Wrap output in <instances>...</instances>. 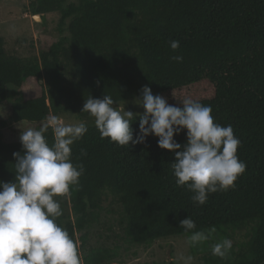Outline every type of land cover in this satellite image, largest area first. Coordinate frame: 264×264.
Here are the masks:
<instances>
[{
  "label": "trees",
  "instance_id": "trees-1",
  "mask_svg": "<svg viewBox=\"0 0 264 264\" xmlns=\"http://www.w3.org/2000/svg\"><path fill=\"white\" fill-rule=\"evenodd\" d=\"M30 8L41 18L57 14L60 38L25 60L7 54L0 39V181L14 182L12 154L23 152L20 140L6 135L16 124L39 128L81 111L89 96L118 103L139 97L144 86L175 106L192 98L211 106L214 122L231 125L241 141L237 155L246 171L234 188L195 204L194 193L176 183L174 153L159 148L157 137L127 148L88 126L72 146V162L84 173L56 222L76 242V232L95 223L110 197L131 243L188 237L192 232L179 226L188 217L192 231L247 232L225 258L203 250V264H264V0H34ZM172 40L178 49L170 48ZM177 55L182 62L172 59ZM27 80L39 91L9 103L7 87L20 89ZM131 126L135 138L139 117ZM45 135L51 145V126ZM174 139L186 143V130ZM108 258L90 250L84 264Z\"/></svg>",
  "mask_w": 264,
  "mask_h": 264
},
{
  "label": "clouds",
  "instance_id": "clouds-1",
  "mask_svg": "<svg viewBox=\"0 0 264 264\" xmlns=\"http://www.w3.org/2000/svg\"><path fill=\"white\" fill-rule=\"evenodd\" d=\"M180 42L170 41L172 50ZM182 62L183 56L172 57ZM142 114L115 106L110 95L89 96L81 111L94 118L101 138H109L118 146L142 144L149 135L158 138L159 148L174 153L173 174L178 186H185L194 194L195 204L204 205L208 196L235 187V181L246 171V163L237 155L240 139L231 125L214 122L211 106L192 98L180 101L181 106L169 104L166 98L153 95L148 86L141 89L134 101ZM139 116V131L134 138L132 122ZM21 130V129H20ZM49 124L20 131L23 152H14V182L0 181V264H83L79 247L67 229L56 221L63 211L57 196H67L79 184L84 173L82 164H73L72 146L87 132L84 122L64 123L53 118L54 142L46 138ZM186 130V143L174 139ZM84 153H82L83 155ZM192 246L211 238L215 229L192 231L191 218L179 221ZM232 241L225 238L212 246V253L225 258ZM191 264L192 257H181Z\"/></svg>",
  "mask_w": 264,
  "mask_h": 264
},
{
  "label": "rangeland",
  "instance_id": "rangeland-1",
  "mask_svg": "<svg viewBox=\"0 0 264 264\" xmlns=\"http://www.w3.org/2000/svg\"><path fill=\"white\" fill-rule=\"evenodd\" d=\"M33 1L0 0V39L3 41L4 50L7 54L23 60L39 58L42 51L48 50L50 45L60 38L59 16L55 13L48 14L40 17V21H35L33 18L35 14L30 8ZM7 88L8 102L14 103L21 99L22 92L39 91L40 86L35 80H27L20 89L11 86ZM139 97L115 103V106L124 104L125 110L142 114L144 109L134 103ZM3 112L0 109V117ZM52 121L53 118L48 122L51 127ZM57 121L64 123L82 121L87 127L95 126L94 118L83 111L63 115ZM27 127L31 126L21 122L7 130L6 135L10 139H19L20 131ZM56 199L60 202L61 208L64 207L65 202L67 203V196H57ZM107 199L95 223L76 232L75 238L83 264L90 250L107 251L109 258L105 264H184L181 257L188 256L192 257L191 264H203L201 254H199L203 250L212 251V246L225 238L231 240L232 245H237L244 240L247 233L245 230L233 231L231 227L221 228L215 231L208 241L196 246L190 245L186 236H174L158 239L152 243L134 244L125 235V221L121 207L111 204L110 197ZM71 219L74 220V216H71Z\"/></svg>",
  "mask_w": 264,
  "mask_h": 264
},
{
  "label": "water",
  "instance_id": "water-1",
  "mask_svg": "<svg viewBox=\"0 0 264 264\" xmlns=\"http://www.w3.org/2000/svg\"><path fill=\"white\" fill-rule=\"evenodd\" d=\"M33 18H34L35 21H40V16L39 15H34Z\"/></svg>",
  "mask_w": 264,
  "mask_h": 264
}]
</instances>
